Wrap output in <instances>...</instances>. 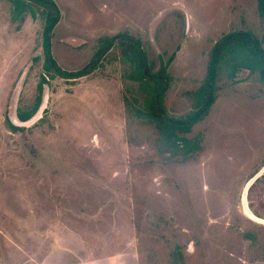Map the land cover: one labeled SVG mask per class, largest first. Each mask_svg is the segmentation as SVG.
<instances>
[{
	"label": "rangeland",
	"instance_id": "1",
	"mask_svg": "<svg viewBox=\"0 0 264 264\" xmlns=\"http://www.w3.org/2000/svg\"><path fill=\"white\" fill-rule=\"evenodd\" d=\"M55 1L58 63L79 69L101 37L127 31L155 68L171 59L170 116L195 105L222 35L245 29L264 42L256 0ZM10 6L0 0V264H264L258 75L218 81L209 113L183 136L197 143L188 154L137 115L147 90L118 45L93 73L50 79L20 121L39 96L44 21Z\"/></svg>",
	"mask_w": 264,
	"mask_h": 264
},
{
	"label": "trees",
	"instance_id": "2",
	"mask_svg": "<svg viewBox=\"0 0 264 264\" xmlns=\"http://www.w3.org/2000/svg\"><path fill=\"white\" fill-rule=\"evenodd\" d=\"M14 14L21 15L29 11L33 17L42 18L44 21L42 31L43 64L38 83L39 96L34 107L30 110H17L20 121L30 119L39 109L43 86L49 84L52 78L74 79L93 73L103 60L107 59L110 50L118 45L119 61H128L132 68L129 78L139 81L142 88L147 90L145 107L137 109L138 116L151 119L160 134L173 149L183 146L184 153L188 154L193 143L183 137L192 127L204 119L209 113V108L216 100L217 91L220 89L218 81L225 75L234 79L240 69H249L252 74H257L264 82V46L263 39L251 30L236 29L222 35L213 45L209 53L206 77L198 90L197 100L191 111L185 115L170 116L164 110V97L171 80L168 72V63L155 68V62L149 60L142 42L127 31L115 35L104 36L99 39V45L91 59L81 68L69 70L63 68L53 55L52 37L54 28L61 18V9L55 0H8ZM258 10L264 16V0H256ZM15 15V16H18ZM13 129L21 128L14 123H9Z\"/></svg>",
	"mask_w": 264,
	"mask_h": 264
},
{
	"label": "water",
	"instance_id": "3",
	"mask_svg": "<svg viewBox=\"0 0 264 264\" xmlns=\"http://www.w3.org/2000/svg\"><path fill=\"white\" fill-rule=\"evenodd\" d=\"M40 107H41V106H40ZM40 107H39V108H40ZM38 110H39V109H38ZM258 176H259V175H256V176L254 177V179H256ZM254 179H252V180L248 183V187H249L250 183L253 182ZM245 194H246V193H245ZM244 196H246V195H244ZM245 200H246V197H245ZM244 203H245V201H244Z\"/></svg>",
	"mask_w": 264,
	"mask_h": 264
}]
</instances>
